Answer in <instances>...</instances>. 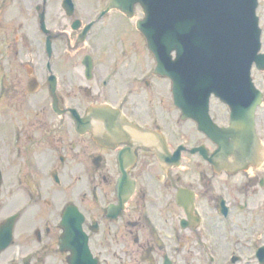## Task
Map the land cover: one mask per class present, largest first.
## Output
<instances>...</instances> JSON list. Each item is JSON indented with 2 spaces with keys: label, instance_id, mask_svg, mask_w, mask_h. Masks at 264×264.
Returning a JSON list of instances; mask_svg holds the SVG:
<instances>
[{
  "label": "flooded vegetation",
  "instance_id": "flooded-vegetation-1",
  "mask_svg": "<svg viewBox=\"0 0 264 264\" xmlns=\"http://www.w3.org/2000/svg\"><path fill=\"white\" fill-rule=\"evenodd\" d=\"M64 1L0 0V264H262L264 0L256 109L219 73L234 74L225 42L203 50L185 117L136 18L101 15L110 0H73L68 15ZM70 204L86 243H62Z\"/></svg>",
  "mask_w": 264,
  "mask_h": 264
},
{
  "label": "water",
  "instance_id": "water-1",
  "mask_svg": "<svg viewBox=\"0 0 264 264\" xmlns=\"http://www.w3.org/2000/svg\"><path fill=\"white\" fill-rule=\"evenodd\" d=\"M115 6L129 10H132L134 3L128 4L127 7L124 6L123 0H116ZM222 0H143V6L146 11V17L141 22V28L146 31L148 38L149 48L155 53L159 61V70L164 74L170 75L174 80V88L176 94V103L180 107H184V102L182 100L183 96V87L188 86L190 83L191 94L201 96L199 91V84L202 81V77L199 73H192L191 80H186L184 78L185 68L184 60L186 59L185 50L186 42L185 33L187 31L189 20H190V29L191 32L195 27V23L199 24L200 30L204 24H209L211 19H205V12L207 10H214L216 17L213 20L214 29L216 32V40L221 41V44L226 40L231 41L232 38L225 37L224 33H228L229 29L232 28V25L236 22L234 17L231 18V4L228 2H221ZM231 1V0H227ZM242 9L245 10L244 5L242 4ZM249 10L246 8L245 13H242L239 10L240 14V32L236 41L240 48L239 55L240 57H245V54H250L248 57H252L257 53L259 49V32L257 29V22L254 20L252 22H244L241 18L243 14L248 15ZM214 15V16H215ZM149 26L148 30L146 27ZM251 30L249 39L243 36L244 30L243 27ZM254 27V35H252V28ZM173 50L177 51V57L174 62H172L169 57ZM192 50L195 51L194 46ZM241 52V53H240ZM246 60V59H245ZM173 64V66H172ZM243 72V69L239 71V74ZM240 83L244 85L243 75L240 77ZM185 79V80H184ZM230 78H223V80H229ZM192 81V82H191ZM239 85V88L242 85ZM218 89L221 86H217ZM258 98H255L254 104L256 105ZM254 105V106H255ZM249 128L246 132V135L251 142V137L256 139L254 145L257 144L256 133L253 124V115L249 116ZM250 144V143H249ZM256 148V147H254ZM250 158L252 153L249 155ZM68 226H66V229ZM78 228H80V223ZM67 234H69L67 230Z\"/></svg>",
  "mask_w": 264,
  "mask_h": 264
},
{
  "label": "rangeland",
  "instance_id": "rangeland-1",
  "mask_svg": "<svg viewBox=\"0 0 264 264\" xmlns=\"http://www.w3.org/2000/svg\"><path fill=\"white\" fill-rule=\"evenodd\" d=\"M35 2H36V1H35ZM35 2H34V3H35ZM31 12L35 13L34 10H31ZM19 16L21 17V14H20ZM127 20H128V19H127ZM128 22H129V21H128ZM128 25H129V24H128Z\"/></svg>",
  "mask_w": 264,
  "mask_h": 264
}]
</instances>
